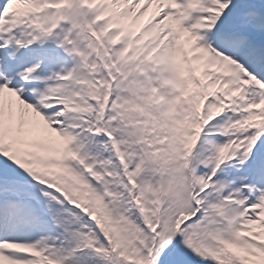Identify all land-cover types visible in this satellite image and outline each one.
I'll use <instances>...</instances> for the list:
<instances>
[{
    "label": "snow or ice",
    "instance_id": "6c2138e0",
    "mask_svg": "<svg viewBox=\"0 0 264 264\" xmlns=\"http://www.w3.org/2000/svg\"><path fill=\"white\" fill-rule=\"evenodd\" d=\"M0 264H264V0H0Z\"/></svg>",
    "mask_w": 264,
    "mask_h": 264
}]
</instances>
